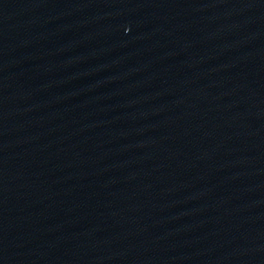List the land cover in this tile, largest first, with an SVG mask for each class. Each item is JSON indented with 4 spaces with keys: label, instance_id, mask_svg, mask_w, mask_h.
Instances as JSON below:
<instances>
[{
    "label": "water",
    "instance_id": "1",
    "mask_svg": "<svg viewBox=\"0 0 264 264\" xmlns=\"http://www.w3.org/2000/svg\"><path fill=\"white\" fill-rule=\"evenodd\" d=\"M0 264H264V0H0Z\"/></svg>",
    "mask_w": 264,
    "mask_h": 264
}]
</instances>
